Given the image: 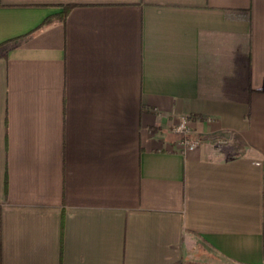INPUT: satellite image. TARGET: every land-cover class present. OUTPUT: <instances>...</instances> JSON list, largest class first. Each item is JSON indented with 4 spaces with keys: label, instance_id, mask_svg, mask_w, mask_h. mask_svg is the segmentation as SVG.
<instances>
[{
    "label": "crops",
    "instance_id": "1",
    "mask_svg": "<svg viewBox=\"0 0 264 264\" xmlns=\"http://www.w3.org/2000/svg\"><path fill=\"white\" fill-rule=\"evenodd\" d=\"M0 264H264V0H0Z\"/></svg>",
    "mask_w": 264,
    "mask_h": 264
},
{
    "label": "built area",
    "instance_id": "2",
    "mask_svg": "<svg viewBox=\"0 0 264 264\" xmlns=\"http://www.w3.org/2000/svg\"><path fill=\"white\" fill-rule=\"evenodd\" d=\"M175 130L178 132H185L184 134H187L189 127H188L187 118L185 116H182L179 118V121H178L177 126L175 127ZM184 143H187V144L190 143L192 147L196 146V142L194 141L185 140Z\"/></svg>",
    "mask_w": 264,
    "mask_h": 264
},
{
    "label": "trees",
    "instance_id": "3",
    "mask_svg": "<svg viewBox=\"0 0 264 264\" xmlns=\"http://www.w3.org/2000/svg\"><path fill=\"white\" fill-rule=\"evenodd\" d=\"M69 7L70 6H67V5L64 6L63 12L57 18H54L55 16L46 18L40 26L46 25L47 23H49L50 21H52V19H59L60 21L65 20L66 14H67V11H68ZM196 140H198V139H196Z\"/></svg>",
    "mask_w": 264,
    "mask_h": 264
},
{
    "label": "rangeland",
    "instance_id": "4",
    "mask_svg": "<svg viewBox=\"0 0 264 264\" xmlns=\"http://www.w3.org/2000/svg\"><path fill=\"white\" fill-rule=\"evenodd\" d=\"M179 121V120H178ZM178 121H177V124H178ZM188 122V121H187ZM177 124L174 126V130H175V127L177 126ZM188 127L190 128V124L188 123ZM176 131V130H175ZM176 132H178V131H176ZM188 133H190V131L188 130L187 131ZM179 133H185V132H179ZM198 137H200V136H198ZM193 139L194 140H192V141H194V142H196V146L195 147H197L198 145H199V142H198V140H200V138H195V137H193ZM196 139H198V140H196ZM184 145H186V146H191L190 145V143L189 144H187V143H184ZM223 146V144L222 145H220V147H218V149H220L221 147ZM224 148V147H223ZM223 148H221V149H223Z\"/></svg>",
    "mask_w": 264,
    "mask_h": 264
}]
</instances>
